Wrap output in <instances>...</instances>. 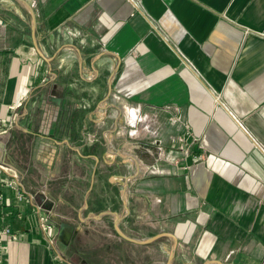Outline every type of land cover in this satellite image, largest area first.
<instances>
[{
    "label": "crops",
    "instance_id": "0c3cea01",
    "mask_svg": "<svg viewBox=\"0 0 264 264\" xmlns=\"http://www.w3.org/2000/svg\"><path fill=\"white\" fill-rule=\"evenodd\" d=\"M27 2L49 61L26 7L0 0L5 163L54 215L49 233L1 201L0 228L21 235L5 264H166L171 236L135 244L115 214L139 241L175 233L170 264H264V0ZM139 144L157 157L139 160L126 213L136 167L117 153ZM62 221L82 239L64 252Z\"/></svg>",
    "mask_w": 264,
    "mask_h": 264
},
{
    "label": "water",
    "instance_id": "95a60500",
    "mask_svg": "<svg viewBox=\"0 0 264 264\" xmlns=\"http://www.w3.org/2000/svg\"><path fill=\"white\" fill-rule=\"evenodd\" d=\"M19 3H21L22 5H24L29 13V17L31 18V24H30V33H31V37H32V42H33V46L36 48L37 53L40 55V57L44 58L47 62L49 61V59L45 58L43 53L41 52L40 48L37 46V42H36V33H35V29H36V18H35V12L33 9V6L31 5V3H28L27 0H16ZM10 135V131L9 130H5L4 132L0 133V162L1 163H5V161L8 158V152H6V143L8 140V136ZM150 150H152V148H150L147 144H139L136 147H132L131 148V152L130 153H117V155L121 158H127L129 159L132 163L135 164L136 167V173L135 174H131V175H127L126 177H124V182H123V187L121 190V200L123 203V207L126 208V213H128L129 208L127 207V203H126V191L128 188V182L129 179L136 177L138 175L139 169H140V162H142L145 165H153L154 160L157 157V153L155 151H153L152 153L150 152ZM124 216H119L118 214H115L112 223H113V227L114 230L116 232V234L123 239H127L135 244H148L152 241H154L156 238L160 237V236H171L172 237V244L170 247V253L169 256L166 260V264H170L171 259L174 256L175 253V248L177 246V242H178V237L176 236L175 233L173 232H160V233H156L155 235L151 236L150 238H147L145 240H136L133 239L131 237H128L127 235H124L119 227H118V221H120L121 219H123ZM51 223V221H49V224ZM78 233V229L73 226L72 224H69L68 222H60L59 223V228H58V232L56 235V239L58 242V248L60 251L64 252L66 250V248L68 246H75L76 244V236ZM202 264H222V262L217 259V258H207L206 260H204V262Z\"/></svg>",
    "mask_w": 264,
    "mask_h": 264
},
{
    "label": "built area",
    "instance_id": "2783aa9c",
    "mask_svg": "<svg viewBox=\"0 0 264 264\" xmlns=\"http://www.w3.org/2000/svg\"><path fill=\"white\" fill-rule=\"evenodd\" d=\"M17 97V103L20 104L21 99L25 95V92L23 90L19 91ZM9 128V125L5 122H1L0 120V133L4 132ZM6 191H9L13 198L10 200L8 196L4 198V194ZM35 194H31L29 191H27L24 188L23 182L21 181L18 173L16 170L12 167H10L7 163H1L0 162V202L2 205L9 204V202H15L16 204H27L29 203L33 210L36 212L35 216L37 215L38 223L39 225H46V229H50L51 227L47 225V214L46 210H42L44 203H38L35 201ZM2 207V206H1ZM42 208V209H41ZM32 210V211H33ZM2 213L0 214V219H2ZM30 215V214H29ZM29 215H26L28 218ZM15 216L18 218H21L22 213L18 212ZM10 237L11 239H14L16 237H19L20 234L17 231H14L11 227L7 226L4 228H0V264H5V245H4V239L6 237ZM53 235H51L52 237ZM50 237L51 245L54 246V241ZM55 240V239H54Z\"/></svg>",
    "mask_w": 264,
    "mask_h": 264
},
{
    "label": "rangeland",
    "instance_id": "374dc122",
    "mask_svg": "<svg viewBox=\"0 0 264 264\" xmlns=\"http://www.w3.org/2000/svg\"><path fill=\"white\" fill-rule=\"evenodd\" d=\"M24 97H25V95L23 96V98L21 99V101H20V104H18L17 103V99H16V107L18 108V106H21V103H22V101H23V99H24ZM6 152H8V158H7V160H10L11 161V153L8 151V147H7V145H6ZM6 160V161H7ZM17 172V171H16ZM18 173V172H17ZM19 175V174H18ZM19 177H20V179H21V181H22V178H21V176L19 175ZM23 182V185H24V188L27 190V191H29L31 194H35L34 196H35V201H37L39 204L40 203H44L43 204V209L42 210H46V214H47V225H49L50 227H52V220H51V217H52V215H54V213H52V210L51 209H48L46 206H45V202H46V200H47V196L46 195H42L43 194V192H44V190L43 189H40V188H36L35 190H32V189H29V187H27L26 186V184L24 183V181H22ZM40 194V195H39ZM42 195V196H41ZM41 197H43V199H41ZM21 204V203H20ZM17 206H18V204H16ZM24 206H27L28 207V210H29V212H23V211H17V212H14V214L13 215H9V216H13V217H11V218H13L14 220H26L28 223H30V225H32V226H34V227H40V228H47L46 227V225L44 226V225H39V223H38V218H37V215L35 216V211L33 210V207L29 204V203H27L26 205L24 204ZM33 210V211H32ZM18 212H20V213H22V216H21V218H18L17 216H15ZM28 214H30L29 216H28V218L26 217V215H28ZM49 221H51V223L49 224ZM62 222H64V221H62ZM15 230V229H14ZM49 230V233H50V231H51V228L50 229H48ZM20 233V232H19ZM52 235V234H51ZM56 235L57 234H53V236L51 237L52 239H53V241H54V247H56V251H60L59 250V248H58V242H57V239H56ZM20 240L21 239V235L19 236V237H16V238H14V240ZM76 239H77V241L76 242H78V241H81L82 239H81V236L78 234L77 236H76ZM56 243H57V245H56ZM56 245V246H55ZM75 247H77V245L75 244V246H74V248Z\"/></svg>",
    "mask_w": 264,
    "mask_h": 264
}]
</instances>
